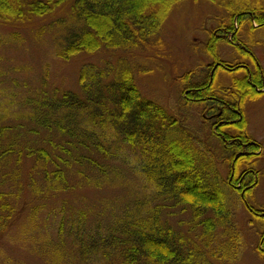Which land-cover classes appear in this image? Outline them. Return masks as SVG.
<instances>
[{
	"label": "trees",
	"instance_id": "16d2710c",
	"mask_svg": "<svg viewBox=\"0 0 264 264\" xmlns=\"http://www.w3.org/2000/svg\"><path fill=\"white\" fill-rule=\"evenodd\" d=\"M185 1L188 0H0V26L8 29L6 35H0V45L21 42L18 30H30L37 19L69 6L70 16L79 23V29L59 50L61 60L102 51L129 53L154 43L167 18ZM204 1L216 6L219 12L215 17L216 33L210 34L206 47L215 62H222L217 52L222 43L232 45L240 41L242 46L234 47L241 53L253 49L257 43L251 35L264 30V0ZM241 32L249 38L244 39ZM231 34L232 41H228ZM247 58L250 57L246 53ZM242 63L228 70L225 68L228 63L222 62V69L216 70L212 82L209 79L199 86L189 85L184 92L188 95L185 100L196 105L214 102L218 90L231 97L220 104L223 114L213 126L214 136L231 156L229 179H224L214 161L206 160L197 149L194 136L179 135L180 122L172 112L142 95L134 70L125 64L119 69L109 63L104 68L83 66L78 81L81 95L59 89L49 94L43 89L42 99L25 100L32 106L25 118L42 130L29 129L30 133L47 132L44 140L48 137L51 140L47 145L52 142L53 148L60 147L69 156L58 169L46 149H36L32 141L19 143L22 135L18 130L24 126L3 124L6 115L1 114L0 239L22 218L18 202L23 188L19 179L22 173L31 175L29 187L34 188L31 196L43 194L34 182L33 173H43L44 192L56 196L74 189L69 185L67 173L87 163L100 178L89 180L86 185L98 188L108 181L109 175L96 159L80 152H94L102 161L114 162L121 159L120 153L126 149L140 155V175L146 190L149 185L152 187L154 200L170 201L174 208L189 211L187 228L176 227L164 219L166 205L151 208L142 200L112 216L108 224H97L89 230L86 211L70 210L66 215L73 216L71 221L63 208L58 221L60 237L66 233L85 245V264L233 261L241 243L240 225L233 208L238 203L244 204L249 212L250 226L261 227L257 251L264 259V209L250 200L260 175L254 168L260 147L248 133L245 113L247 102L263 97L259 90L264 89V70L255 65V72L250 73ZM239 73L245 76L238 78ZM220 74L231 76L230 87L219 86ZM250 82L254 86L250 87ZM53 137L76 150V157L69 149L53 143ZM25 160L31 165L26 167ZM52 164L55 168L50 169ZM12 187H18V192ZM40 208L32 210L25 223H31Z\"/></svg>",
	"mask_w": 264,
	"mask_h": 264
},
{
	"label": "rangeland",
	"instance_id": "374dc122",
	"mask_svg": "<svg viewBox=\"0 0 264 264\" xmlns=\"http://www.w3.org/2000/svg\"><path fill=\"white\" fill-rule=\"evenodd\" d=\"M195 2L188 0L176 7L165 21L154 43L129 53L111 54L102 51L94 55L81 54L70 61L61 60L58 56L59 50L79 29V23L70 16L69 6L37 19L30 30H18L23 38L21 42L9 41L8 44L0 45V115H6L3 124L23 125L24 128L18 130L22 135L19 143L32 141L36 149H46L52 160L57 163L58 169L69 156L66 150L53 148L52 142L47 145L51 141L49 137L44 140L47 132H41L39 135L30 133L29 129L42 130L30 119L25 118L24 115L32 110V106L26 104L25 100L35 101L39 97L42 99L43 89L49 91V94L54 89L80 94L78 81L83 66L96 65L104 68L109 63L114 65V69H119V66L125 64L134 70L142 95L172 112L180 122L179 135L194 136L197 149L206 160L214 161L218 173L224 179H229L231 156L223 150L221 141L214 136L213 126L219 120L215 115L219 113L220 104L229 101L231 97L228 93L218 90L217 101L196 105L185 100L188 95L184 92L189 85L199 86L209 82V79L212 82L222 62L228 63V66H225L228 70L243 61L242 66H246L250 73L255 72L256 66L264 70V30L251 35L257 44L251 50H244L250 58L245 59L246 53H241L231 44L222 43L217 50L222 62L217 63L208 54L206 47L210 34L217 29L215 17L219 12L216 6L204 0ZM7 31L8 29L0 26V35H6ZM242 31L246 32L245 29ZM240 34L244 39L249 38L244 32ZM232 38L233 34L228 37V41H232ZM235 43L237 44L234 45L242 46L240 41ZM216 64L218 67L214 70ZM243 76L244 73L237 75L238 78ZM251 83L250 87L254 86H251ZM218 84L223 89L230 87L231 76L220 74ZM259 91L263 92V97L247 102L245 113L248 133L260 147L256 152L259 156L254 165L260 175L250 200L257 207L264 209V89ZM53 140V143L69 149L73 156L78 154L64 142L55 137ZM80 153L101 163L106 175H109L108 181L98 188L87 186V181L100 177L99 173L91 170L89 164L84 163V166L77 165L67 173L69 185L74 189L67 194L54 196L44 192L43 173H33L34 182L39 191L43 192L34 197L30 192L34 188L29 187L31 175L22 173L19 179L23 188L18 200L22 218L0 239V264H85V245L79 240L69 238L66 233L60 237L58 221L63 208L65 215L70 210L86 211L89 230L97 224H108L112 216L120 214L128 206L132 208L136 201L142 200L148 202L151 208L158 204L166 205L167 208L163 211L164 219L176 227L187 228L189 211L183 212V207L174 208L170 201L154 200L150 185L146 190L139 171L140 155L124 149L120 153L121 159L110 162L102 161L94 152ZM27 162L25 160L26 167L31 165V162ZM52 168H55L54 164L50 166V169ZM18 189L16 187L12 190L18 192ZM15 201L17 202L16 199ZM36 207H41L36 217L31 223H25ZM233 208L237 216L236 222L240 225L239 253L233 261H215L213 264H264V259L257 251L261 227L250 226L251 217L244 204H234ZM68 215L66 218L72 221L73 216ZM180 223L183 225H179Z\"/></svg>",
	"mask_w": 264,
	"mask_h": 264
},
{
	"label": "flooded vegetation",
	"instance_id": "af4514ba",
	"mask_svg": "<svg viewBox=\"0 0 264 264\" xmlns=\"http://www.w3.org/2000/svg\"><path fill=\"white\" fill-rule=\"evenodd\" d=\"M215 33H216V31H215ZM234 44H237V43L233 42V43H232V46H236V45H234ZM217 67H218V64H216V65L214 66L213 69L216 70ZM243 67H246V66H243ZM217 98H218V97H216V99H215L214 101H217ZM222 114H223V110H222V108L219 107V113L215 115L216 119H217V118L220 119V117L222 116ZM215 117H214V118H215Z\"/></svg>",
	"mask_w": 264,
	"mask_h": 264
}]
</instances>
